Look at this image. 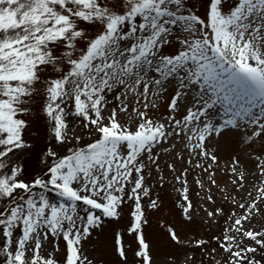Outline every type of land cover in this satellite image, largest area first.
I'll return each mask as SVG.
<instances>
[{
    "label": "snow or ice",
    "instance_id": "6c2138e0",
    "mask_svg": "<svg viewBox=\"0 0 264 264\" xmlns=\"http://www.w3.org/2000/svg\"><path fill=\"white\" fill-rule=\"evenodd\" d=\"M49 69L53 75L42 79ZM170 83V114L155 118ZM37 95L53 145L42 150L41 173L27 177L16 153L31 150L25 130ZM242 123L264 129V0H199V7L192 0H0V264H61L58 238L66 244L63 264H92L83 241L104 219H118L127 202L134 255L154 264L143 234L142 201L157 207L146 161L159 169L155 150L181 136L185 149L215 161L208 141ZM56 145H68L67 153L58 155ZM186 183L182 212L190 220ZM235 206L242 214H230L231 227L215 237L226 264H262L264 230L245 226L257 202ZM222 214L207 211L209 219ZM116 245L126 260L119 236Z\"/></svg>",
    "mask_w": 264,
    "mask_h": 264
},
{
    "label": "rangeland",
    "instance_id": "374dc122",
    "mask_svg": "<svg viewBox=\"0 0 264 264\" xmlns=\"http://www.w3.org/2000/svg\"><path fill=\"white\" fill-rule=\"evenodd\" d=\"M192 3L199 7V0H192ZM87 27L91 30V26ZM51 75L53 73L49 69L42 74V79ZM174 87V83H170L168 92L158 100L155 118L170 114L167 104ZM42 103V97L37 95L31 102L27 116L29 126L25 130V140L30 144L31 150L16 153L20 161L27 162V177L38 175L44 168L47 160L42 150L53 143L51 128L41 111ZM256 111L258 112V109ZM183 114V110L174 113L177 119ZM72 127L78 128L79 123ZM257 130L264 133V129H256L242 123L238 130L227 131L210 139L208 151L216 155L215 161L210 156L197 155L185 149L183 143L186 141L183 136L174 137L155 150L159 155V169L146 161V186L151 189V198L157 200V207H148L149 198L142 201L147 220L143 234L150 244L154 264H226L227 254L218 246L215 237H222L225 229L231 227L230 214L235 213V218L242 214V210L235 206L236 203L250 204L255 200L259 211L253 216L251 225L245 226H254L258 231L264 230V174H261V171H264V134L253 136L249 140V136ZM88 140L89 137L84 135L83 141ZM165 148L167 151H164ZM169 164L174 165L175 171L169 169ZM184 170H187L186 176L181 175ZM209 172L212 173L215 184L209 183ZM177 176L181 177L179 182L176 180ZM237 176H243L244 179L233 185ZM185 180L187 195L193 206L190 220L186 219L182 212V207L185 206L182 198ZM197 181H201L203 187H200ZM209 196L212 197V202L206 199ZM51 199L58 198L52 194ZM130 203L122 206L118 219H104L101 226L94 229L91 236L83 241V254L92 264H140L134 255L137 250L135 235L127 234L131 224ZM217 208L223 209V214L209 219L207 211ZM169 228L175 230L181 243H175L171 239ZM118 236L123 240L126 260L119 255L116 245ZM197 240L207 241V246L196 247ZM46 243L48 248L45 254L52 248L50 242ZM56 243L59 245V251L55 252V256L63 264L66 244L62 238H58ZM245 243L250 241L246 240ZM261 255L258 251L257 259H260Z\"/></svg>",
    "mask_w": 264,
    "mask_h": 264
},
{
    "label": "trees",
    "instance_id": "16d2710c",
    "mask_svg": "<svg viewBox=\"0 0 264 264\" xmlns=\"http://www.w3.org/2000/svg\"><path fill=\"white\" fill-rule=\"evenodd\" d=\"M53 143L50 144V147H52ZM67 147L68 145H64V146H61V145H56L55 146V150L57 151L58 155H64L67 153ZM41 171H39L38 174H40Z\"/></svg>",
    "mask_w": 264,
    "mask_h": 264
}]
</instances>
